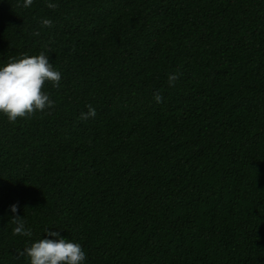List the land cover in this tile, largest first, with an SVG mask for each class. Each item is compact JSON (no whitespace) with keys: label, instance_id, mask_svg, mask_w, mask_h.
Returning a JSON list of instances; mask_svg holds the SVG:
<instances>
[{"label":"trees","instance_id":"1","mask_svg":"<svg viewBox=\"0 0 264 264\" xmlns=\"http://www.w3.org/2000/svg\"><path fill=\"white\" fill-rule=\"evenodd\" d=\"M23 3L0 0V67L43 52L61 80L0 113V264L48 231L83 264H264V0Z\"/></svg>","mask_w":264,"mask_h":264},{"label":"clouds","instance_id":"2","mask_svg":"<svg viewBox=\"0 0 264 264\" xmlns=\"http://www.w3.org/2000/svg\"><path fill=\"white\" fill-rule=\"evenodd\" d=\"M33 0H24L23 7L28 8ZM58 5L48 3L47 7L55 9ZM44 27H51L52 21L42 19ZM39 35V32L34 33ZM178 79L176 74L169 75V86H173ZM61 80L60 72L53 70L48 56L43 52L35 56H24L23 58L10 60L0 67V113L4 114L9 122H15L18 118H27L36 112H44L46 108L54 107V102L49 95L43 91L46 82L53 87L59 88ZM157 103L163 102L162 95L154 94ZM88 111L81 113V120L96 117V109L92 105L86 106ZM10 211L16 213L18 206L13 204ZM11 222L15 224L14 235L31 236L30 230L25 229V222L19 215H14ZM47 236L54 239H39L30 247L25 248L18 256L29 258V264H83L86 254L80 244L70 242L61 238L58 232L48 231Z\"/></svg>","mask_w":264,"mask_h":264}]
</instances>
